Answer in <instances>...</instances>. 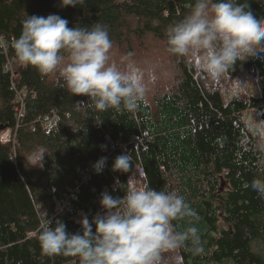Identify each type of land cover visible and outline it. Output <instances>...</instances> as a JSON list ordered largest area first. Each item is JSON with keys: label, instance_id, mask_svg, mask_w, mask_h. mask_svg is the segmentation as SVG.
<instances>
[{"label": "trees", "instance_id": "16d2710c", "mask_svg": "<svg viewBox=\"0 0 264 264\" xmlns=\"http://www.w3.org/2000/svg\"><path fill=\"white\" fill-rule=\"evenodd\" d=\"M194 3L85 0L61 7V0H0V128L15 134V144L0 139V264H78L75 257L42 255L38 237L45 214L53 223L62 221L69 233L80 231L79 216L91 221L102 213L103 192L122 197L137 165L145 182L177 191L196 213L173 222L177 231L196 227L205 249L198 255L187 246L177 249L182 264H264V199L245 187L264 156L242 119L245 110L256 109L264 121V54L238 62L228 74L243 69L255 76L256 91L247 98L223 99L191 62L173 58L176 70L166 90L134 113L98 112L79 104L87 96L60 87L57 73L44 76L20 63L12 46L27 15L58 14L70 28L104 25L113 49L132 54L147 36L165 44L167 26ZM248 3L264 20V0ZM8 61L13 75L5 71ZM21 90L24 115L17 125L15 97ZM38 147L47 151L40 167L29 161ZM121 154L132 160L128 172L112 170ZM101 157L107 160L97 173L93 164Z\"/></svg>", "mask_w": 264, "mask_h": 264}, {"label": "clouds", "instance_id": "9594fccd", "mask_svg": "<svg viewBox=\"0 0 264 264\" xmlns=\"http://www.w3.org/2000/svg\"><path fill=\"white\" fill-rule=\"evenodd\" d=\"M84 3L61 0L60 6ZM68 23L58 14L27 15L12 46L20 63L44 76L57 73L60 87L72 96H87L89 101H80L81 106L134 113L162 80L173 75L158 58L138 61L126 54L119 61L113 59V41L102 24L70 28ZM165 51L178 61L191 62L209 82L220 81L238 62L264 54V20L253 15L248 0H195L186 16L167 26ZM232 95L236 98L238 92L233 90ZM254 147L264 156V137L258 136ZM45 153L44 147H38L29 157L30 164L43 165ZM106 160H97L94 171L102 172ZM130 168L128 154L118 155L112 165L113 171ZM256 168L245 187L264 199V159ZM99 203L103 212L91 221L85 215L75 233L45 214L38 237L42 255L75 257L78 264H170L168 254L177 249L187 246L194 255L205 251L196 227L177 231L173 224L196 217L177 191L157 190L145 182L127 186L122 197L103 192Z\"/></svg>", "mask_w": 264, "mask_h": 264}, {"label": "rangeland", "instance_id": "374dc122", "mask_svg": "<svg viewBox=\"0 0 264 264\" xmlns=\"http://www.w3.org/2000/svg\"><path fill=\"white\" fill-rule=\"evenodd\" d=\"M112 53L113 59L117 61H119L120 57L124 55L123 52H120L117 49H112ZM131 55L138 61H142L146 57L158 58L162 60L166 67H170L173 75L176 70L175 61L173 59L174 57H171L166 53L165 44L163 43V41L159 40L158 38H154L153 36H147L145 37V40L140 41V43H138V46L134 47ZM195 70V74H197L198 77L200 76V78L205 79L208 84L217 87L220 90L223 99L225 100L234 99L232 95L233 90L238 92L237 97L247 98L251 93L256 91L257 88L255 76L250 72H245L243 69L238 71L234 77L226 75L223 80L215 82H209L205 74H203L197 68H195ZM173 75L167 80H162L157 85V87L149 93L148 99L150 100L155 94L166 90V88H168L169 85L172 84L174 78ZM242 119L248 131L252 134L253 139H255L256 143L258 142V136L264 137V127H261V125H264V121L260 119L258 111L256 109L245 110L242 114ZM0 139L2 141L11 140V143L15 144V134L10 129L0 128ZM13 151L14 147L12 146L11 153ZM143 183H145L144 176L141 168L137 165L134 167L132 173L128 177V184L129 186H131L132 184H136L137 186H139ZM79 217L80 220L83 218L82 215H80ZM168 255L170 257V264H182L178 250Z\"/></svg>", "mask_w": 264, "mask_h": 264}, {"label": "built area", "instance_id": "2783aa9c", "mask_svg": "<svg viewBox=\"0 0 264 264\" xmlns=\"http://www.w3.org/2000/svg\"><path fill=\"white\" fill-rule=\"evenodd\" d=\"M3 46V44H1ZM5 71H10L11 74L13 75V63L11 61H8L5 65ZM16 97H15V102L17 103V106L15 107V119L17 121V125L18 122H20L21 118L24 115V101H23V94L24 91H19L16 93ZM56 119L55 114H53V116L46 120V122L44 123V126L46 128H50L53 125V121ZM113 147V146H112Z\"/></svg>", "mask_w": 264, "mask_h": 264}]
</instances>
